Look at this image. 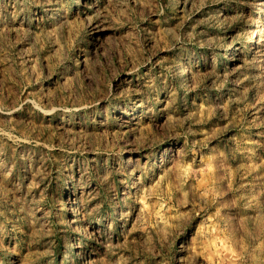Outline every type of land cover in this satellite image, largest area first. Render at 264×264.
<instances>
[{"label":"rangeland","instance_id":"1","mask_svg":"<svg viewBox=\"0 0 264 264\" xmlns=\"http://www.w3.org/2000/svg\"><path fill=\"white\" fill-rule=\"evenodd\" d=\"M0 264H264V0H0Z\"/></svg>","mask_w":264,"mask_h":264}]
</instances>
